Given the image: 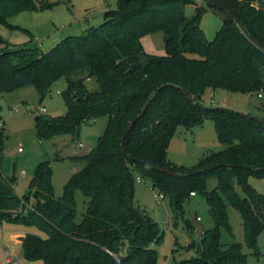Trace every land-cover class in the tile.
I'll list each match as a JSON object with an SVG mask.
<instances>
[{"label":"trees","instance_id":"trees-1","mask_svg":"<svg viewBox=\"0 0 264 264\" xmlns=\"http://www.w3.org/2000/svg\"><path fill=\"white\" fill-rule=\"evenodd\" d=\"M61 1L0 0V21ZM200 1L118 0L117 8H108L100 24L82 34L67 35L48 51L39 49L27 28L23 29L30 38L21 43L9 42L0 34V94L32 84L42 100L56 79L80 69L100 83L93 89L85 77H67V86L61 91L66 111L35 115L40 138L68 134L74 141L83 124L108 116L96 145L87 154L71 156L85 164L72 172L59 196L54 195L48 161L37 165L28 190L22 196L16 193L14 176L7 175L1 164L7 135L5 123L0 125V221L32 224L44 233H27L21 241L28 261L157 264L156 246L163 241V231L134 203L138 176L149 179L152 187L168 197L175 214L182 213L186 199L197 192L210 206L214 225L203 231L199 243L187 245L195 254L171 264H250L241 242L228 247L221 242V228H232L228 204L241 213L245 241L252 252L259 253L264 194L251 185L249 177H264V119L207 106L201 98L207 87L256 92L264 107V48L245 34L230 12ZM211 1L228 7L249 35L264 45V3ZM188 4L196 5L191 16L186 15ZM209 9L224 16L212 40L200 24ZM158 29L164 33L163 55L146 52L140 40L143 34ZM148 101L121 143L129 123ZM207 118L215 122L217 137L226 146L205 153L193 167L173 162L168 147L178 127L191 129ZM211 177L217 179V185L208 189ZM77 190L88 197L80 221L76 220Z\"/></svg>","mask_w":264,"mask_h":264},{"label":"rangeland","instance_id":"rangeland-1","mask_svg":"<svg viewBox=\"0 0 264 264\" xmlns=\"http://www.w3.org/2000/svg\"><path fill=\"white\" fill-rule=\"evenodd\" d=\"M201 1L198 0V4ZM257 4V1H255ZM118 0H62L43 10H24L0 21V34L12 43H21L30 38L23 28L29 29L35 36L41 51H48L67 35L82 34L88 27L100 24L105 19L108 8H117ZM196 5L186 6V15L191 16ZM223 14L211 9L201 18V27L206 37L212 40L223 23ZM144 50L155 55L166 53L164 33L161 29L143 34L140 38ZM193 55V54H192ZM67 77L74 79L85 77L89 88L98 89L100 83L96 76L87 75L85 69L73 71L56 79L50 92L41 100L35 85L20 86L9 92L0 94V125L5 123L4 133L7 135L2 150L3 171L15 178V191L22 196L29 188V183L37 165L48 161L52 167V185L54 195L62 194L63 187L74 169L85 164L71 159L72 155L87 154L97 142L99 135L106 130L108 116L102 115L89 123L83 124L81 135L72 141L68 134H53L49 138H40L35 128V115L41 106L47 113L63 114L65 101L61 91L67 86ZM262 98L256 92H234L224 88L207 87L201 102L207 106H224L245 113H251L264 119ZM226 145L217 137L215 122L207 118L202 125L191 129L179 126L172 137L168 152L169 158L186 167H193L199 159L211 151H217ZM21 148V151H19ZM60 155L61 158H58ZM249 182L260 193L264 194V177L250 176ZM208 189L217 185V179L211 177L207 181ZM157 188L152 187L149 179L136 181L134 203L145 209L163 231V241L156 246L157 264H171L195 254L188 249L191 242L199 243L205 229L214 225L210 206L205 196L197 192L189 196L184 203V211L172 212L168 197L158 198ZM77 216L80 221L85 211L88 197L80 190L76 191ZM33 201V200H32ZM231 231L222 227L220 239L224 247L239 241L248 254L250 264H264V229L259 233V253H254L245 241L244 224L241 213L231 204L227 206ZM187 222H190V227ZM34 232L44 235L36 226L8 220L0 221V264H8L4 255L7 250L11 255L22 254L20 236ZM174 249H176L174 251ZM29 264H43L40 259L28 261Z\"/></svg>","mask_w":264,"mask_h":264},{"label":"water","instance_id":"water-1","mask_svg":"<svg viewBox=\"0 0 264 264\" xmlns=\"http://www.w3.org/2000/svg\"><path fill=\"white\" fill-rule=\"evenodd\" d=\"M207 2L211 3L212 5L214 6H217V7H220V8H223L225 9L226 11L230 12L234 18L237 20L238 24L241 26V28L243 29V31L245 32V34L254 42L258 43L259 45H261L263 48H264V45L255 41L250 35L249 33L247 32V30L245 29L244 25L242 24L241 20L239 19V17L237 15H235L233 12L230 11V9L228 7H226L224 4L218 2V1H211V0H206ZM258 2H261V3H264V0H258ZM188 96L190 98L193 99V97L188 94ZM151 101V100H150ZM150 101H148V103L145 105V107L142 109V111L133 119L131 120V122L129 123L123 137H122V140H121V143L123 142V140L125 139V137L128 135L130 129L132 128L133 124L135 123V121L145 112L147 106L149 105ZM221 107H224V106H221ZM225 108H228V107H225ZM245 113V112H244ZM124 150V148H122ZM19 239L22 241L24 239V236H20Z\"/></svg>","mask_w":264,"mask_h":264},{"label":"built area","instance_id":"built-area-1","mask_svg":"<svg viewBox=\"0 0 264 264\" xmlns=\"http://www.w3.org/2000/svg\"><path fill=\"white\" fill-rule=\"evenodd\" d=\"M261 96V93L259 94ZM38 110V112L41 113H46L47 112V108L45 106H41ZM19 150H21V148H19ZM141 177L138 176L137 180L141 181ZM192 194H194V192H192ZM165 195L163 193H160L158 195V198H164ZM4 255L6 258V261L8 264H29L28 260L24 257L23 254H18V255H11L7 250L4 251Z\"/></svg>","mask_w":264,"mask_h":264},{"label":"crops","instance_id":"crops-1","mask_svg":"<svg viewBox=\"0 0 264 264\" xmlns=\"http://www.w3.org/2000/svg\"><path fill=\"white\" fill-rule=\"evenodd\" d=\"M64 108H65V111H66V109H67V108H66V105H65ZM65 111H64V112H65ZM19 151H21V150H19ZM168 154H169V152H168ZM79 168H80V167H79ZM74 170H76V169H74ZM71 174H72V173H71ZM69 177H70V176H69ZM141 180H142V179H141Z\"/></svg>","mask_w":264,"mask_h":264}]
</instances>
